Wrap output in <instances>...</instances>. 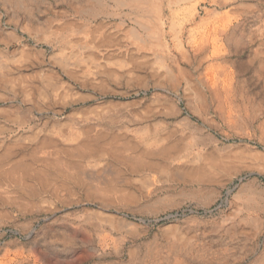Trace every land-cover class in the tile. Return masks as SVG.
<instances>
[{"label":"rangeland","instance_id":"obj_1","mask_svg":"<svg viewBox=\"0 0 264 264\" xmlns=\"http://www.w3.org/2000/svg\"><path fill=\"white\" fill-rule=\"evenodd\" d=\"M172 1L0 0V264H264V0Z\"/></svg>","mask_w":264,"mask_h":264},{"label":"crops","instance_id":"obj_2","mask_svg":"<svg viewBox=\"0 0 264 264\" xmlns=\"http://www.w3.org/2000/svg\"><path fill=\"white\" fill-rule=\"evenodd\" d=\"M172 3L170 2L167 6V10L164 11L167 13V17H165L163 22H172L174 18V12L172 8ZM219 6L212 7L209 4L205 7L207 11L211 12V15L216 13H220V0L218 1ZM209 15L205 17V12L202 13V18H207ZM179 17H176L175 20L179 21ZM211 48L206 50V54L210 53ZM254 186H246L244 191H253ZM224 236H220V245L225 249V252L228 256H231L234 260L238 258L241 261L250 260L254 258L260 251L264 252V245L258 243L256 240V236L251 234L250 232L244 231L241 227L234 228L233 230L225 231Z\"/></svg>","mask_w":264,"mask_h":264},{"label":"built area","instance_id":"obj_3","mask_svg":"<svg viewBox=\"0 0 264 264\" xmlns=\"http://www.w3.org/2000/svg\"><path fill=\"white\" fill-rule=\"evenodd\" d=\"M222 204H224V203H222ZM177 216H178L177 213H176V214H170V215H168V216H165L164 218H159V219L156 220V221H164V220L174 219V218H176Z\"/></svg>","mask_w":264,"mask_h":264},{"label":"bare ground","instance_id":"obj_4","mask_svg":"<svg viewBox=\"0 0 264 264\" xmlns=\"http://www.w3.org/2000/svg\"><path fill=\"white\" fill-rule=\"evenodd\" d=\"M147 1L150 3L152 0H147ZM153 1H154V0H153ZM124 2H125V1H124ZM170 2L172 3V0H168V4H169ZM147 4H148V3H147ZM131 12H132V11H131ZM154 12H155V11H154ZM175 27H176V26H175Z\"/></svg>","mask_w":264,"mask_h":264}]
</instances>
